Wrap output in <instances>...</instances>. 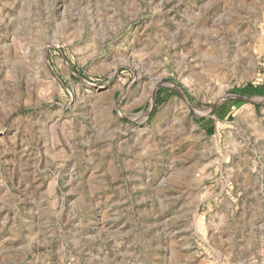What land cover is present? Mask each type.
<instances>
[{
    "label": "rangeland",
    "instance_id": "374dc122",
    "mask_svg": "<svg viewBox=\"0 0 264 264\" xmlns=\"http://www.w3.org/2000/svg\"><path fill=\"white\" fill-rule=\"evenodd\" d=\"M0 264H264V0H0Z\"/></svg>",
    "mask_w": 264,
    "mask_h": 264
},
{
    "label": "trees",
    "instance_id": "16d2710c",
    "mask_svg": "<svg viewBox=\"0 0 264 264\" xmlns=\"http://www.w3.org/2000/svg\"><path fill=\"white\" fill-rule=\"evenodd\" d=\"M224 109H225V108L222 106V107H220V108H216V109L214 110V112L217 113L218 116H219V115H224V114H225V110H224Z\"/></svg>",
    "mask_w": 264,
    "mask_h": 264
},
{
    "label": "crops",
    "instance_id": "0c3cea01",
    "mask_svg": "<svg viewBox=\"0 0 264 264\" xmlns=\"http://www.w3.org/2000/svg\"><path fill=\"white\" fill-rule=\"evenodd\" d=\"M211 120V119H210Z\"/></svg>",
    "mask_w": 264,
    "mask_h": 264
}]
</instances>
